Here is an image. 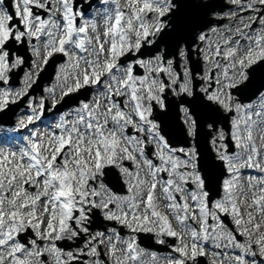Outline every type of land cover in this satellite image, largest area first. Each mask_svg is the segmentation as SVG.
Returning a JSON list of instances; mask_svg holds the SVG:
<instances>
[{
	"label": "snow or ice",
	"instance_id": "1",
	"mask_svg": "<svg viewBox=\"0 0 264 264\" xmlns=\"http://www.w3.org/2000/svg\"><path fill=\"white\" fill-rule=\"evenodd\" d=\"M230 4L191 49L178 43L169 58L160 45L177 30V0H0V111L26 97L30 109L19 121L27 135L0 144V264H160L140 247L141 233L171 249L164 264H196L209 245L211 264H264V85L236 95L264 63V0ZM19 46L35 59L18 88ZM191 50L205 68L199 98L228 125L208 124L206 163L191 142L199 123L188 107L184 143L153 116L166 109V92L196 94ZM57 55L51 108L92 94L41 130L46 99L29 89ZM113 169L123 194L107 183ZM97 213L111 226L94 229Z\"/></svg>",
	"mask_w": 264,
	"mask_h": 264
},
{
	"label": "water",
	"instance_id": "2",
	"mask_svg": "<svg viewBox=\"0 0 264 264\" xmlns=\"http://www.w3.org/2000/svg\"><path fill=\"white\" fill-rule=\"evenodd\" d=\"M213 1V0H212ZM215 5L214 6H196L192 2L193 0H189L186 4H184V1L180 0L178 1L179 5V12L176 17V24H177V30L175 32H170L175 33L177 35L176 41L174 45L169 44L167 40H165L166 45L170 49V54L175 51V48L177 47L178 43L181 45L182 42H186V44L191 47L194 39L193 33L198 31V30H204L208 27V23L206 21V16L211 10L215 9H221V3L222 0H214ZM191 4V5H190ZM193 7L190 10H187L188 7ZM213 7V8H212ZM187 11V12H186ZM184 12L185 18H189V20H186L185 22L180 21V16ZM169 54V53H167ZM56 62V61H55ZM55 62L52 61L49 66L48 70L44 72L46 74L49 71V78L54 73V67H55ZM264 73V63L259 64L258 66H255L251 72L250 76V82L248 84V89L249 93L253 92L256 88L260 87L259 84H257V79L261 76V74ZM41 83V82H39ZM264 85V84H262ZM194 88L196 89V94L192 99H184L182 98V103L186 104L190 107V110L193 112V114L196 116V119L199 123L198 127V134L195 138L197 147L201 153H203L202 158L204 160V156L206 154L209 155L210 148L208 150V134L209 132L205 130L204 124L206 123L207 118L211 120L212 122L215 121L213 118H215L211 110L207 107H205L204 102L199 98L200 93L198 92V84L194 85ZM166 107L167 110H162L160 111V120H161V127L166 133V135L172 139L173 142L175 143H184L186 140V135L184 132V125L180 120V112H179V103L176 101L175 98L172 99H167L166 100ZM166 112V113H165ZM165 113V114H164ZM205 114L206 116H204ZM164 115V116H163ZM215 115V112H214ZM171 120L172 122V127L167 126V122ZM205 151V152H204ZM211 153V152H210Z\"/></svg>",
	"mask_w": 264,
	"mask_h": 264
},
{
	"label": "rangeland",
	"instance_id": "3",
	"mask_svg": "<svg viewBox=\"0 0 264 264\" xmlns=\"http://www.w3.org/2000/svg\"><path fill=\"white\" fill-rule=\"evenodd\" d=\"M204 1H206V0H204ZM226 2L229 4V7L223 12V13H225L226 11H228L230 8H231V4H230V0H226ZM93 11V10H92ZM214 13L215 14H223V13H217V11L216 12H213L212 13V11L211 12H209L208 13V15H207V23L209 24V20H212V17H213V19H214ZM225 20L226 19H224L223 20V22H225ZM220 23V21L219 20H217V19H215V22H214V24H219ZM213 24V25H214ZM210 25H212V24H210ZM210 25H209V27H210ZM212 25V26H213ZM211 26V27H212ZM208 30V29H207ZM206 30V31H207ZM198 32V31H197ZM198 34V33H197ZM196 34V35H197ZM195 35V36H196ZM29 49V51L31 52V49L30 48H28ZM160 50L161 51H164V48H163V45L161 44L160 45ZM175 51H177V49H175ZM32 53V52H31ZM174 56V54L172 53L171 54V56H170V58H172ZM34 59H35V57H34ZM201 61V60H200ZM63 63V61H61V62H58V64H57V66L55 67V73H54V75H53V80H52V83L49 85V86H46V83L47 82H43V84L45 85L44 86V88H43V93H45L46 94V96L45 95H43V97H47L46 99L48 100V102L50 103V109H48V111H52L53 109L51 108V103H52V101H51V98H50V96H49V93H48V91H47V89H49V88H54L55 90H56V95H57V97H59V80H58V75L60 74V65ZM43 67H44V65H41V69H43ZM182 67L183 66H181V69L180 70H182ZM188 67H189V62H188ZM190 68V67H189ZM28 70L29 69H26V71L24 72V73H26V72H28ZM205 70V68H204V64H203V62L201 61V71L200 72H197V77H198V74H200V73H202L203 71ZM48 76H49V74H47V75H45L44 77H43V79H46L47 80V78H48ZM23 77H24V74L22 75V79H23ZM37 79V77H34V80H36ZM198 81H199V86H198V90H199V87H200V85H201V81L199 80V78H198ZM22 86V84L20 83L19 85H18V88L19 87H21ZM38 95L39 94H41V92L40 91H38V93H37ZM170 95H172V96H175L174 94H172L171 92H170ZM175 98L179 101V110H180V114H181V117H180V119H181V121H182V123H183V120H184V114H183V112L181 111V107L182 106H186V105H182V103H181V97H177V96H175ZM187 98H190V97H187ZM158 110H161L159 107H156ZM157 115H158V113H157V111H155V109H154V113H153V116H154V118H156L157 117ZM26 113H25V117H23V119H26ZM56 117H58L55 113H52V115L51 116H49V121L47 122V123H49V122H55V119H56ZM157 120H158V118H156ZM38 122H40V121H36L35 123H38ZM158 122H159V120H158ZM223 121H221L220 123H222ZM220 123H219V125L217 126V127H222L221 125H220ZM208 124L209 123H205L204 124V128L209 132V128H208ZM17 125H19V123H15V125L13 126V127H11L10 129H14L15 128V126H17ZM43 127H44V124H42V126L40 127L41 128V130H43ZM6 129H8V128H6L5 126L3 127V126H0V137H6L9 141L8 142H11V143H14V139L13 138H10V136H8L9 134L8 133H5L6 132ZM190 138H188L187 136H186V140L188 141ZM210 140H211V137H210ZM5 141H0V144H2V143H4ZM191 142H193L195 145H196V143H195V140L194 141H191ZM210 142V141H209ZM17 143H19V142H17ZM17 143H14V144H17ZM210 148H211V146H210ZM205 152V151H204ZM114 171L117 173V175H118V179L120 180V181H123L121 178H120V175H119V172H118V170H116V169H114ZM112 178H114V179H117V176L115 175V173H112ZM124 193V191L123 190H121L120 191V193L119 194H123ZM96 215H99V213H97ZM95 215V216H96ZM100 216V215H99ZM100 217H102V216H100ZM103 226H111V225H106V223H104L103 224ZM93 228L94 229H96V230H99V225H97L96 224V220H95V218L93 217ZM147 250H149V249H147ZM214 249H212V251H213ZM150 252H155L154 251V249H150L149 250ZM171 252V251H170ZM170 252H168L169 254H170ZM156 253V252H155ZM157 255V254H156ZM158 256V255H157ZM166 256H167V254H166ZM158 258L160 259V264H164V261H163V259L161 258V257H159L158 256ZM212 257L210 258V263H211V261H212Z\"/></svg>",
	"mask_w": 264,
	"mask_h": 264
},
{
	"label": "bare ground",
	"instance_id": "4",
	"mask_svg": "<svg viewBox=\"0 0 264 264\" xmlns=\"http://www.w3.org/2000/svg\"><path fill=\"white\" fill-rule=\"evenodd\" d=\"M193 3V2H192ZM194 4V3H193ZM191 5V4H190ZM234 6H232L231 8H233ZM193 7H188V9L187 10H190V9H192ZM187 12V11H186ZM180 13H182V12H180ZM229 13V10L226 12V14H228ZM185 17V14H184V12L181 14V16H180V21H182V19ZM186 20H189V18H185V19H183V22H185ZM230 23H232V20H230V19H226V24H230ZM169 32H170V30H169ZM177 35H179V34H177ZM177 35L175 34V33H172V32H170V35H168L169 37H168V39H165V40H167L168 42H169V44H171V45H174L175 44V41H176V38H177ZM176 45V44H175ZM183 45H184V43H183ZM169 47H170V45H169ZM160 111H162V110H159L157 113H158V115L160 114ZM166 113V112H165ZM164 113V114H165ZM164 116V115H163ZM168 124H167V126H169V127H172V122H171V120H169L168 122H167ZM40 125V124H39ZM217 125V124H216ZM203 156V155H202ZM209 155L208 154H206L205 156H204V162L206 163L208 160H209Z\"/></svg>",
	"mask_w": 264,
	"mask_h": 264
}]
</instances>
